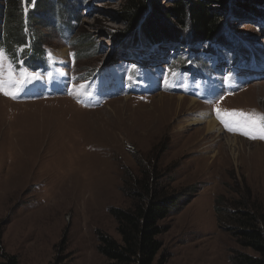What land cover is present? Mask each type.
Wrapping results in <instances>:
<instances>
[{
  "label": "rangeland",
  "instance_id": "1",
  "mask_svg": "<svg viewBox=\"0 0 264 264\" xmlns=\"http://www.w3.org/2000/svg\"><path fill=\"white\" fill-rule=\"evenodd\" d=\"M90 1L94 7L82 9L74 39L86 30L104 53L81 55L80 46L45 23L32 26L53 67L48 80L18 68L6 53L0 59V264L8 256L18 264H54L62 242L71 264H108L98 250L99 234L120 240L109 209L130 206L123 187L148 161L171 180L172 191L191 190L193 196L162 222L168 229L157 260L165 255L166 264H232L233 252L244 249L219 224L215 203L221 195L240 198V190L264 205V69L254 77L238 71L225 79L226 64H218L200 75V84L154 75L149 87L143 69L141 80L121 69L122 48L110 37L128 28L120 16L122 0ZM229 25L264 49L263 23L242 18ZM169 49L160 47V65L173 56ZM106 64L119 68L125 87L113 81L89 88L84 75ZM177 96L209 107L223 133L238 138L236 147L227 149L218 134H206V141L195 135L204 127L189 123L196 109L160 111L165 121L154 122L159 107L175 109L171 97Z\"/></svg>",
  "mask_w": 264,
  "mask_h": 264
},
{
  "label": "trees",
  "instance_id": "2",
  "mask_svg": "<svg viewBox=\"0 0 264 264\" xmlns=\"http://www.w3.org/2000/svg\"><path fill=\"white\" fill-rule=\"evenodd\" d=\"M164 1L122 0L120 16L128 28L110 37L122 48L119 55L127 61L123 66L130 72L140 69L132 66L135 60L152 61L158 64L156 73H175L169 75L177 82L180 78L206 75L215 60L227 59L241 64L257 58L264 66V49L257 47L249 37L242 39L235 35L229 25L231 19L242 18L264 24V0ZM92 7L90 0H5L0 3V51L7 53L18 65L25 61L45 66L47 47L43 48L32 25L43 27L47 23L67 42L80 46L81 55L102 54L105 48L93 44L88 31L74 39L84 16L82 9L88 11ZM227 46L238 50V55L224 52ZM160 47L174 49H169L172 59L163 61V65H160L163 58ZM151 57L154 60H150ZM111 70V66L102 65L84 76L91 80V87L103 85L112 77ZM145 71L150 73L149 69ZM159 170L148 161L140 168L137 178L131 176L130 185L123 187L130 206L109 209L120 240L99 234L98 250L108 264H155L156 261L166 264L165 255L157 260L163 248L160 236L168 229L162 222L182 211L193 196L191 190L172 191L168 186L171 180ZM235 193H239L240 198L230 200L221 195L215 203L219 224H225L236 243L244 249L233 252L232 264H264V205L251 191L247 195L240 190ZM2 235L0 233V238ZM60 249L62 254L56 256L54 264H71L63 255L67 250L65 242L60 244ZM2 264H18V259L8 256L7 262Z\"/></svg>",
  "mask_w": 264,
  "mask_h": 264
},
{
  "label": "bare ground",
  "instance_id": "3",
  "mask_svg": "<svg viewBox=\"0 0 264 264\" xmlns=\"http://www.w3.org/2000/svg\"><path fill=\"white\" fill-rule=\"evenodd\" d=\"M63 53H67V52H63ZM59 55L64 56L62 54H59ZM246 93H248V91L245 93H242L241 96L246 94ZM171 101H173V104L175 105V109L169 108L170 106L159 107L158 112L155 114V117H157V119L154 118V122L158 121V124L161 125L165 121L163 118L160 117V111L165 113L167 109H170L171 112H174L176 115H179L181 113V111L184 110L183 109L184 107H187L189 110L196 109L195 112L193 113L194 117L189 120V123L202 124V125H204V127L197 129L195 131V135H200V137L203 136L204 138H202V141H206V137H205L206 134H212V135L218 134L219 137L223 136V139L226 140L227 149H230L232 147H234V148L236 147V144H238V141H239L238 138L229 137L223 133V130H222L223 128L220 127L218 120L213 118L212 111L209 110V107H207L206 105L205 106L200 105V108H199V102L195 101L193 99H191L188 103H186L185 97H183V96H177V99H173V97H171ZM202 107H204V108H202ZM198 108H199V111L197 110ZM255 144L261 145L260 143H255ZM222 147H223V145H222Z\"/></svg>",
  "mask_w": 264,
  "mask_h": 264
},
{
  "label": "snow or ice",
  "instance_id": "4",
  "mask_svg": "<svg viewBox=\"0 0 264 264\" xmlns=\"http://www.w3.org/2000/svg\"><path fill=\"white\" fill-rule=\"evenodd\" d=\"M29 2H30V0H29ZM2 57H3V53H2V51H0V59H2ZM169 74L170 75H175L174 73H169ZM230 78H231L230 74L225 77V79H230ZM262 131H264V129H262ZM245 134H247V133H245ZM262 138H264V137H262Z\"/></svg>",
  "mask_w": 264,
  "mask_h": 264
}]
</instances>
